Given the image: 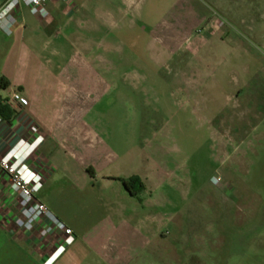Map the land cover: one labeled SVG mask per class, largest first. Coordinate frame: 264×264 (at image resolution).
Listing matches in <instances>:
<instances>
[{
	"label": "rangeland",
	"instance_id": "obj_1",
	"mask_svg": "<svg viewBox=\"0 0 264 264\" xmlns=\"http://www.w3.org/2000/svg\"><path fill=\"white\" fill-rule=\"evenodd\" d=\"M67 7L46 36L68 86L63 115L78 123L70 159H51L57 171L36 197L96 239L99 258L85 249L78 262L264 264V0ZM117 176L139 177L173 216L154 242L121 224L94 239L106 232L100 201L143 213ZM118 183L122 197L102 188ZM180 221L182 233L172 227Z\"/></svg>",
	"mask_w": 264,
	"mask_h": 264
},
{
	"label": "crops",
	"instance_id": "obj_2",
	"mask_svg": "<svg viewBox=\"0 0 264 264\" xmlns=\"http://www.w3.org/2000/svg\"><path fill=\"white\" fill-rule=\"evenodd\" d=\"M4 1L0 0V6ZM66 7V3L49 2L46 4L49 16L42 18L34 16L28 7L21 4L14 12L17 20L12 27V33L6 35L0 31V78H3V87L0 86V97L3 104L12 111V115L7 119L0 116L2 118L0 123V150L4 151L20 137L26 136L31 125L41 122L44 126L43 131L46 140L31 163L36 166V159L45 163V166L39 167L44 177V184L48 183L54 172L57 171L51 162L54 156L62 154L64 158L70 159V151L65 146L71 137L72 128L78 123L73 122V118L63 115L66 105L64 93L68 86L67 82L65 83L63 80L64 69L57 62L60 49L56 47L54 41H50L46 36L58 26V21L60 24L63 22L62 17ZM14 91L22 94L23 98L27 100V106L19 104L12 106L7 102ZM233 109L235 111L240 109V105L234 106ZM239 114L242 115L241 112ZM245 114L247 118V113ZM56 137L60 139V143L55 141ZM73 169L75 166H66L64 173L69 175ZM85 170L90 175V179L97 176L93 168H85ZM107 178L111 177L104 179ZM115 178L118 181L120 178L123 179L122 176ZM90 187L89 189L94 192L93 187ZM105 187L108 195L112 193L115 196H123V190L119 183L116 186L112 184L111 186L110 184L102 186L103 189ZM147 191L145 188L144 193H139L137 197L129 194L139 203L143 211L141 214L135 211L137 214L124 215L123 204L119 205L116 200L111 198L106 197V201H100L101 206H104V214H102L100 222L103 221L106 225V232H93L94 239L95 235L97 237V235L108 234L110 232L109 227L114 228L117 224H121L122 231L134 229L133 231L142 232L153 242L156 238L158 239L162 232L164 233V228L173 216L162 214L157 206L159 207L164 201L161 202L160 197L156 196L155 192L151 196L146 195ZM78 194L81 193L74 192L73 198L81 197ZM36 200L46 205L41 197H36ZM165 201L169 202L167 199ZM58 211L56 209V212ZM21 215L17 196L9 188L7 178L0 170V264H43L52 252L62 244L65 236L57 226L45 218L33 230L27 231L16 223ZM56 216L60 222L73 231L75 241L67 247L65 253L54 264H80L78 261L82 259L81 252L85 249L88 253L94 254L96 258L100 256L94 252L92 246L96 239L91 241L86 238L87 235H91L90 231L87 234V230L79 229L72 223L70 217L58 213ZM49 225L53 226L52 232L43 235L42 231ZM172 227L178 228L182 233L181 221L174 222Z\"/></svg>",
	"mask_w": 264,
	"mask_h": 264
},
{
	"label": "built area",
	"instance_id": "obj_3",
	"mask_svg": "<svg viewBox=\"0 0 264 264\" xmlns=\"http://www.w3.org/2000/svg\"><path fill=\"white\" fill-rule=\"evenodd\" d=\"M62 2L71 4L73 0H5L0 6V31L6 35L12 33V27L16 23L14 15L19 5H25L34 16L47 18L49 12L46 4L49 2ZM10 105L27 106V100L19 92H12L9 100ZM2 118L0 117V123ZM41 122L29 127L27 135L20 137L4 151L0 150V170L7 178L9 188L15 192L17 203L21 210V217L16 223L19 227L31 231L44 218L57 226L64 234V240L47 258L43 264H54L65 253L68 246L75 241L73 231L60 222L47 208L36 200L37 193L43 187L44 177L39 167L45 166L42 160L36 159V166L31 163L37 155L40 147L46 140ZM53 226L49 225L42 231L43 235L51 233Z\"/></svg>",
	"mask_w": 264,
	"mask_h": 264
},
{
	"label": "trees",
	"instance_id": "obj_4",
	"mask_svg": "<svg viewBox=\"0 0 264 264\" xmlns=\"http://www.w3.org/2000/svg\"><path fill=\"white\" fill-rule=\"evenodd\" d=\"M0 86L3 87V78H0ZM12 115L11 109L3 104V100L0 97V116L7 119ZM131 196L137 197L141 193L145 186L141 179L137 176H132L129 179H120Z\"/></svg>",
	"mask_w": 264,
	"mask_h": 264
}]
</instances>
